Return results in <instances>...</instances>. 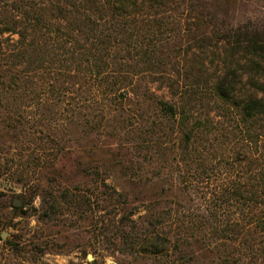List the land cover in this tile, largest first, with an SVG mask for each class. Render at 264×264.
<instances>
[{
    "label": "trees",
    "instance_id": "trees-1",
    "mask_svg": "<svg viewBox=\"0 0 264 264\" xmlns=\"http://www.w3.org/2000/svg\"><path fill=\"white\" fill-rule=\"evenodd\" d=\"M243 2L0 0V156L37 113L36 159L75 155L79 178L0 159L26 190L20 207L1 194L0 229L35 215L81 223L101 253L264 264V22ZM142 152L161 161V190L134 206L107 180L142 179Z\"/></svg>",
    "mask_w": 264,
    "mask_h": 264
},
{
    "label": "rangeland",
    "instance_id": "rangeland-1",
    "mask_svg": "<svg viewBox=\"0 0 264 264\" xmlns=\"http://www.w3.org/2000/svg\"><path fill=\"white\" fill-rule=\"evenodd\" d=\"M243 1L242 14H249L250 10H254L260 21L264 22V0ZM28 112L30 115H33L36 113V108L32 106L28 109ZM36 118L38 119L37 113L35 114V118L28 121V123H24L23 129L17 137H13L10 140L8 138L5 139V145L1 147L5 149L6 154L1 155L0 159L1 162L6 160L8 167L12 166V169L16 168V166L21 168L22 164H25V161H27V157H35L36 159L38 157L37 155H39L36 150L46 146L45 137L47 135V128L37 123ZM149 155L144 154V152L140 155V159L143 161L141 171L144 172L142 179L135 177L133 180H129L122 176L120 177L118 175L119 173L116 172V176H112L107 180L117 188H122L128 194L129 199L133 201L134 206L141 205L140 201L147 199L155 191L161 190V161L158 160L157 156H152V158L150 156L148 159H143ZM41 157L40 161L37 159L34 160L33 166L29 169L30 172L28 171L29 176L33 172L35 164L39 163L38 165L42 167L54 162L55 175L73 176L77 178L73 175L77 156L60 154L54 159L52 152L47 149L42 153ZM128 157L130 158L131 155ZM28 167L26 166V169ZM35 169V171L39 170L38 167ZM88 189H95L94 184L88 187ZM25 192V188L15 182L14 175H4L0 178V196L1 194H6L4 198L9 204H13V199L16 197L22 200ZM39 201V198L34 200L33 204L36 208L39 207ZM144 213L145 206H141L139 214ZM73 225L60 231L56 227H49L39 222L35 215L28 219L14 218L12 226L0 229V233L2 231L8 233L5 240L13 239L21 241L22 243H29V246L25 248V251L23 250L15 256L3 244L5 240H1L0 238V264H18L21 259H24V264H107V260L109 259L119 264H164L161 258H142L130 254L111 253V246H105V244H103L104 247H108L106 251L102 253L97 252L95 251V247L98 246V243L90 236L89 230H85L81 223ZM45 240L50 241V250L34 258L38 255L39 247H42V242ZM88 254L92 255V260L87 259ZM194 264H219V261L216 255L206 251H200Z\"/></svg>",
    "mask_w": 264,
    "mask_h": 264
},
{
    "label": "water",
    "instance_id": "water-1",
    "mask_svg": "<svg viewBox=\"0 0 264 264\" xmlns=\"http://www.w3.org/2000/svg\"><path fill=\"white\" fill-rule=\"evenodd\" d=\"M21 205H22V200L20 198L16 197V198L13 199V206L20 207ZM7 235H8V233L6 231H2L0 233L1 240H5ZM87 259L88 260H92V255L88 254L87 255ZM107 264H119V263L114 261V260L109 259V260H107Z\"/></svg>",
    "mask_w": 264,
    "mask_h": 264
}]
</instances>
